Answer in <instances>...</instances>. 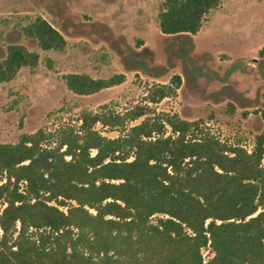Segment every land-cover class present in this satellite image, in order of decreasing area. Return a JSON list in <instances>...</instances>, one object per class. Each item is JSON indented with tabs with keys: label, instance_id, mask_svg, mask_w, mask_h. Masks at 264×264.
Returning <instances> with one entry per match:
<instances>
[{
	"label": "trees",
	"instance_id": "obj_1",
	"mask_svg": "<svg viewBox=\"0 0 264 264\" xmlns=\"http://www.w3.org/2000/svg\"><path fill=\"white\" fill-rule=\"evenodd\" d=\"M220 2L163 0L159 29L194 35ZM23 31L43 50L66 45L40 16ZM38 58L9 44L0 81L35 67ZM123 78L64 76L78 94ZM180 84L173 75L146 99L157 102ZM80 121L78 130L65 127L55 140L39 129L0 143V264H264V129L248 152L178 114L150 116L147 105L122 113L104 106L83 112ZM97 123L120 127V135H103ZM155 214L162 217L152 223ZM207 246L213 255L204 261Z\"/></svg>",
	"mask_w": 264,
	"mask_h": 264
},
{
	"label": "rangeland",
	"instance_id": "obj_2",
	"mask_svg": "<svg viewBox=\"0 0 264 264\" xmlns=\"http://www.w3.org/2000/svg\"><path fill=\"white\" fill-rule=\"evenodd\" d=\"M162 1L0 0V60L12 43L39 54L35 67L23 66L12 79L0 81V143H15L39 129L55 140L65 127L78 130L83 112L106 106L122 113L141 104L150 116L178 114L250 152L264 129V0H221L194 35L160 31ZM37 16L64 36L62 50H43L24 33ZM70 73L124 78L78 94L65 83ZM176 74L181 84L174 93L157 102L146 99ZM95 128L112 138L121 131L98 123ZM261 163L264 167V157ZM201 252L205 261L213 255L208 246Z\"/></svg>",
	"mask_w": 264,
	"mask_h": 264
},
{
	"label": "built area",
	"instance_id": "obj_3",
	"mask_svg": "<svg viewBox=\"0 0 264 264\" xmlns=\"http://www.w3.org/2000/svg\"><path fill=\"white\" fill-rule=\"evenodd\" d=\"M205 261V260H204Z\"/></svg>",
	"mask_w": 264,
	"mask_h": 264
}]
</instances>
